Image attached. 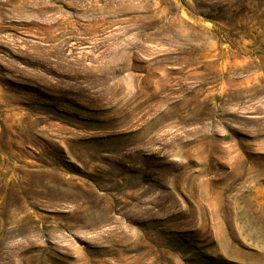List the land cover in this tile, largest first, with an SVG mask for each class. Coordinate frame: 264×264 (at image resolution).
I'll return each instance as SVG.
<instances>
[{
    "label": "rangeland",
    "instance_id": "rangeland-1",
    "mask_svg": "<svg viewBox=\"0 0 264 264\" xmlns=\"http://www.w3.org/2000/svg\"><path fill=\"white\" fill-rule=\"evenodd\" d=\"M0 264H264V0H0Z\"/></svg>",
    "mask_w": 264,
    "mask_h": 264
}]
</instances>
